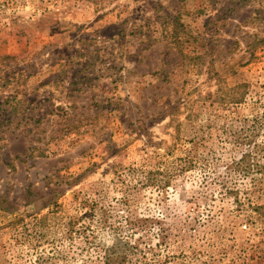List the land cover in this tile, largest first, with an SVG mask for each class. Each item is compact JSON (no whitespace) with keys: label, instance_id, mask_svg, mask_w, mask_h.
I'll list each match as a JSON object with an SVG mask.
<instances>
[{"label":"rangeland","instance_id":"obj_1","mask_svg":"<svg viewBox=\"0 0 264 264\" xmlns=\"http://www.w3.org/2000/svg\"><path fill=\"white\" fill-rule=\"evenodd\" d=\"M112 246L264 264V0H0V264Z\"/></svg>","mask_w":264,"mask_h":264},{"label":"trees","instance_id":"obj_2","mask_svg":"<svg viewBox=\"0 0 264 264\" xmlns=\"http://www.w3.org/2000/svg\"><path fill=\"white\" fill-rule=\"evenodd\" d=\"M121 243L126 246L128 243L122 242ZM116 246H112L111 248H108V252L106 254V264H126L127 261V248L120 251H115Z\"/></svg>","mask_w":264,"mask_h":264}]
</instances>
